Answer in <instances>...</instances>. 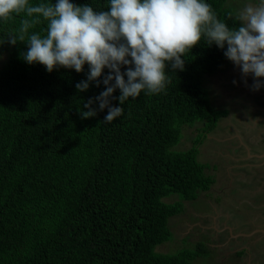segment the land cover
Here are the masks:
<instances>
[{"label": "trees", "instance_id": "trees-1", "mask_svg": "<svg viewBox=\"0 0 264 264\" xmlns=\"http://www.w3.org/2000/svg\"><path fill=\"white\" fill-rule=\"evenodd\" d=\"M72 2L107 10L106 0ZM206 2L235 26L229 16L239 0ZM21 19L0 24V264H190L211 252L203 241L176 255L156 248L171 240V221L184 213V202L215 184L198 156L230 112L214 105L207 86L229 61L224 50L202 37L182 57L183 71L166 69L164 92L129 98L123 115L106 123L108 110L98 102L94 117L77 111L104 90L91 84L77 91L87 65L81 73H49L22 59L27 38L8 43ZM110 103L120 106L118 99ZM198 124L194 146L180 150L184 130ZM172 195L179 201H165Z\"/></svg>", "mask_w": 264, "mask_h": 264}, {"label": "clouds", "instance_id": "clouds-1", "mask_svg": "<svg viewBox=\"0 0 264 264\" xmlns=\"http://www.w3.org/2000/svg\"><path fill=\"white\" fill-rule=\"evenodd\" d=\"M106 4L107 10L97 11L72 0H0V24L22 14L20 26L6 37L12 45L27 38V51L21 54L26 63L41 64L49 73L59 68L81 73L87 65L77 91L104 85L77 109L81 118L96 116L93 104L98 102L99 110H108L104 121L111 123L123 115L129 98L164 92L170 82L166 69L183 71L182 57L202 37L207 46L223 49L244 76L251 75L255 90L264 85V0H239L229 16L234 27L220 20L206 0ZM41 24L43 34L29 31ZM116 90L118 97L113 96ZM110 98L120 106H112Z\"/></svg>", "mask_w": 264, "mask_h": 264}, {"label": "rangeland", "instance_id": "rangeland-1", "mask_svg": "<svg viewBox=\"0 0 264 264\" xmlns=\"http://www.w3.org/2000/svg\"><path fill=\"white\" fill-rule=\"evenodd\" d=\"M234 5L238 6L236 2ZM207 84L214 105L232 110L199 147L198 160L207 166L215 184L197 200L184 202V213L171 221V240L158 246L156 252L176 255L196 251L197 243L203 241L211 252L190 264H264V168L255 166L259 160L250 158L244 147L248 141H264L260 128L264 116H258L264 109L256 105L249 111L247 102L253 98H245L243 90L250 88L253 96L263 91L255 90L253 77L244 76L231 61L209 76ZM201 126L184 130L180 150L194 146ZM166 200L176 203L179 196Z\"/></svg>", "mask_w": 264, "mask_h": 264}, {"label": "crops", "instance_id": "crops-1", "mask_svg": "<svg viewBox=\"0 0 264 264\" xmlns=\"http://www.w3.org/2000/svg\"><path fill=\"white\" fill-rule=\"evenodd\" d=\"M263 80V79H262ZM231 88V87H230ZM243 89V88H242ZM241 89V90H242ZM249 89L250 88H247L246 87V89H244L243 91L246 93V97L245 98H253V99H251L249 102H247V107H249V105H251L250 106V108H249V111H251V109L252 108H254V107H256V105H261L262 107H263V109H264V85H262L259 89L260 90H262L263 92H261L260 94H258L257 96H253L252 95V93L249 91ZM259 90V91H260ZM257 93H259L258 91H257ZM241 97H242V100H244L245 101V98H244V96L243 95H241ZM261 97H263V100L261 99ZM247 100V99H246ZM262 102V103H261ZM219 106V105H218ZM246 106V105H245ZM225 109H227V108H225ZM229 110V109H228ZM230 112H229V114H228V116H230L231 115V111L232 110H229ZM264 116V110H263V113L262 112H259L258 113V116ZM224 119H226V118H224ZM264 120V119H263ZM261 121V123H260V128H262V130L264 131V121ZM263 122V123H262ZM245 134H246V132H244ZM243 136V135H242ZM249 137H251V135H249ZM245 138H246V136H245ZM247 140V139H246ZM248 141V140H247ZM248 142H250V143H248ZM247 143H246V146L244 145V143H243V145H244V147H245V149H246V151H247V153H248V155H249V157L250 158H256V159H258L259 161H257L256 163H255V166H256V164H259V166H262V169L264 168V154L262 155V156H260L259 155V153H261V152H263L264 153V141L262 142H259V141H257V142H253V141H248ZM259 142V143H258ZM243 145H242V147H243ZM251 146H252V148H251ZM260 160H262V162L260 161ZM248 163V166H249V162H247Z\"/></svg>", "mask_w": 264, "mask_h": 264}]
</instances>
